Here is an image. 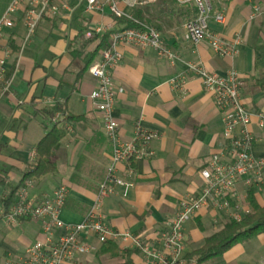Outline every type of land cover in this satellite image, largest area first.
Segmentation results:
<instances>
[{
  "label": "crops",
  "instance_id": "crops-1",
  "mask_svg": "<svg viewBox=\"0 0 264 264\" xmlns=\"http://www.w3.org/2000/svg\"><path fill=\"white\" fill-rule=\"evenodd\" d=\"M12 1L0 0V18ZM212 1L215 10L223 11L227 20L224 26L212 22L211 29L229 41L242 39L234 58L215 55L207 42L198 46L188 43L184 24L193 15L194 6L176 2L170 14L156 21L154 27L178 59L171 63L153 49L123 45V61L112 73L115 85L124 89L115 105L122 140H133L139 121L158 138L152 143L155 156L132 164L129 179L134 187L126 196L123 189H117L104 200L102 212L114 230L140 237L159 251L163 250L160 236L167 220L179 212L183 198L202 191L201 170L226 145L223 116L202 80L187 73V63L199 61L210 73L237 70L245 81L242 100L246 108L252 113L264 112V0ZM70 5L72 12L64 11L57 19L42 21L23 49L27 30L22 16H16L14 29L5 31L3 44L12 50L7 69L13 85L0 99V209L2 198L8 196L7 186L21 183L37 144L60 123L67 128V136L54 156L57 172L31 180L30 194L36 200L65 185L68 197L62 217L76 224L95 204L111 164L112 145L105 136L102 115L90 97L97 81L89 71L82 72L84 57H75L74 52L82 50L83 43L78 41L82 30L97 25L113 30L124 26L117 24L108 11L87 13L85 5L77 6L75 0ZM121 8L131 12L124 5ZM95 47L87 46L83 56ZM100 58L101 55L95 62ZM180 74L187 76L185 94L177 93L170 84ZM57 105L66 109V115L78 119L68 122L65 115L55 122L56 117L51 121L38 113L39 109ZM250 129L256 138L253 154L264 158V130L258 127L256 118ZM126 167L118 166L120 174L125 175ZM249 189L244 180L238 184L241 205L250 210L246 203ZM254 196L264 207V184L254 187ZM229 220L227 214L201 209L186 225L188 241L181 264H197L195 260L188 263L186 257ZM40 232L38 222L28 220L12 226L0 219V264H21L25 250L40 237ZM110 244L119 247V257L99 255ZM128 251L132 252L134 264L145 262L144 254L124 240L100 245L95 253L84 257V262L120 264ZM205 264H264V235L234 246L220 262Z\"/></svg>",
  "mask_w": 264,
  "mask_h": 264
},
{
  "label": "built area",
  "instance_id": "built-area-1",
  "mask_svg": "<svg viewBox=\"0 0 264 264\" xmlns=\"http://www.w3.org/2000/svg\"><path fill=\"white\" fill-rule=\"evenodd\" d=\"M71 0H13L0 18V99L8 94L13 79L7 77V65L12 57V50L3 44L6 30L17 25L16 16L21 15L27 30L22 49L35 35L39 24L44 20L59 18L64 11H73ZM77 6L85 5L87 13L109 12L114 18L133 20L139 28H121L97 25L89 27L85 39L113 32L110 48L101 54L99 61L89 69L97 85L91 94L96 110L102 115L104 133L112 145V159L106 177L99 187L94 206L79 223L64 221L62 215L68 197L65 185L58 186L51 194L39 199L31 197L33 182H26L17 194L16 201L7 209L2 198L0 219L7 225L17 226L23 221L41 224L40 237L27 247L21 264H85L84 257L95 253L100 245L119 240L130 241L145 256L143 264H181L187 246L186 225L203 208L214 209L227 214L230 220L241 221L250 212L241 205L238 184L261 186L264 184V158L253 154L256 142L250 126L256 118L257 125L264 130V112L252 113L243 100L245 81L241 74L231 69L225 74L208 72L201 62L187 63V73L199 77L205 89L213 95L215 105L223 116L224 138L226 145L222 152L215 154L207 166L201 170L204 187L198 194H190L180 202L179 212L167 220L160 236L162 251L156 250L140 237L127 232L114 230L102 212L106 198L117 189L124 190L126 196L134 183L129 178L133 175L132 164L136 160L151 159L155 156L152 143L158 134L145 128L142 121L136 127L132 141L125 142L120 135V124L115 116L118 94L124 89L118 88L112 77L113 71L123 61L120 47L132 46L140 49H153L157 55L174 63L178 55L166 43L160 31L154 26L141 24L134 20L132 12L139 6H149L157 0H75ZM181 6L193 5L196 16L184 24L185 39L193 46L207 42L213 53L222 58H234L242 43L241 37L233 41L226 40L211 29L212 22L224 26L226 15L216 11L212 0H176ZM126 6L131 12L121 8ZM259 12V8H256ZM174 91L185 94L187 76L180 74L170 81ZM64 117V116H63ZM60 115L56 116L58 122ZM36 156L33 152L32 157ZM126 164L125 175L120 174L118 166ZM91 241H94L92 243Z\"/></svg>",
  "mask_w": 264,
  "mask_h": 264
},
{
  "label": "trees",
  "instance_id": "trees-1",
  "mask_svg": "<svg viewBox=\"0 0 264 264\" xmlns=\"http://www.w3.org/2000/svg\"><path fill=\"white\" fill-rule=\"evenodd\" d=\"M176 0H157L156 3L149 6H139L137 7L132 15L134 20L140 22L141 24L154 26V23L161 18L165 19L170 12ZM193 15H189L187 21L193 19L196 16V9L194 8ZM117 24L124 26L125 28H139L133 20L126 18L116 19ZM163 19V20H164ZM89 29V28H88ZM86 28L79 33L78 41L83 43L82 50H84L89 45H96L93 52L84 55V51L74 52L75 57H84L83 62L85 67H83L82 72L89 71L90 67L95 63V59L100 56L105 50L110 48L111 38L113 32H107L103 35L94 36L92 39H85V33L88 31ZM159 30V29H158ZM9 77L7 74L6 78ZM264 89V84L261 85ZM38 113H41L47 120H55L57 115L65 116L66 109L63 106L45 107L39 109ZM66 121H76L78 118L66 115ZM64 120V121H65ZM67 136V128L61 126L57 123L53 126L51 131L37 144L35 149L36 156L31 162L28 170L24 173L21 183L17 186L9 185L7 186L8 196L3 201L5 208L7 209L11 206L17 198V194L22 189L26 182L31 180H38L44 176L54 174L57 172V165L54 161L55 153L60 149L63 140ZM254 187L251 186L247 192L246 203L250 208V212L242 218L241 221L229 220L227 221L223 228L213 234L212 236L205 239L203 246L186 258L188 263L196 261L197 264H205L209 261L220 262L223 255L232 249L234 246L242 243H246L259 235H264V207H261L254 196ZM131 251H128L123 262L120 264H134L131 260ZM99 255H107L111 257H119L120 249L115 244H110L109 246H104Z\"/></svg>",
  "mask_w": 264,
  "mask_h": 264
}]
</instances>
